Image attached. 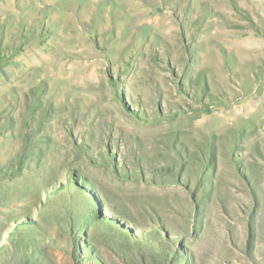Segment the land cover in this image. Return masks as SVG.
<instances>
[{
    "label": "rangeland",
    "instance_id": "1",
    "mask_svg": "<svg viewBox=\"0 0 264 264\" xmlns=\"http://www.w3.org/2000/svg\"><path fill=\"white\" fill-rule=\"evenodd\" d=\"M0 264H264V0H0Z\"/></svg>",
    "mask_w": 264,
    "mask_h": 264
},
{
    "label": "bare ground",
    "instance_id": "2",
    "mask_svg": "<svg viewBox=\"0 0 264 264\" xmlns=\"http://www.w3.org/2000/svg\"><path fill=\"white\" fill-rule=\"evenodd\" d=\"M194 116H195V114H193ZM145 136H146V134H145ZM228 173V172H227ZM104 175V174H103ZM148 191V190H147ZM164 191V190H163ZM156 192H157V190H156ZM155 192V193H156ZM149 193V192H148ZM165 203H168L167 202V198L168 197H172L171 199L172 200H178V199H180L181 198V202H185L184 201V199H185V197H184V195L182 194V192H180V189H178V188H165ZM170 202H172V201H170ZM179 202V201H178ZM180 203V202H179ZM184 205V204H183ZM185 206V205H184ZM176 207V206H175ZM174 209V208H173Z\"/></svg>",
    "mask_w": 264,
    "mask_h": 264
}]
</instances>
